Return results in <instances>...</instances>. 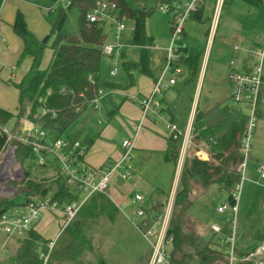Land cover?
Returning a JSON list of instances; mask_svg holds the SVG:
<instances>
[{
    "label": "trees",
    "instance_id": "obj_1",
    "mask_svg": "<svg viewBox=\"0 0 264 264\" xmlns=\"http://www.w3.org/2000/svg\"><path fill=\"white\" fill-rule=\"evenodd\" d=\"M97 1L99 0H52L47 12L50 33L46 42L36 37L28 27L24 14L18 11L13 28L24 41L22 58L29 56L32 63L23 79L15 83L20 92L18 114L15 115L0 107V126H6L10 120L15 119L13 132L16 133L24 119H31L46 130L53 140L67 137L70 145L77 140L81 141L83 127L69 135L66 134L67 130L90 109L93 101L100 95L101 89L112 90L116 86L104 81L100 76L102 61L108 55L104 51L108 35L104 25L88 20V14ZM108 1L116 3L120 17H130L135 23L132 38L128 42L121 39L124 45H136L141 49L138 59H129L125 53L122 54V63L127 75L133 80L134 73L139 72L157 81L165 67L167 53L164 50L160 52V64H157L155 39L147 30V22L152 11L132 9L127 0ZM162 1H168L170 6L173 5L171 0ZM242 1L254 6L264 4V0ZM59 2H64L65 6L58 7ZM198 12L194 15L197 16ZM48 49L52 51L51 58L44 66V57ZM200 57L201 51L181 46L175 63L188 67L194 75ZM44 110L46 112L42 114ZM248 119V115L235 107L232 99L228 103L221 102L207 112L196 113L193 124L194 137L198 140L211 137L215 141L211 147L213 158L201 159L195 155L187 157L183 165L168 228V237L173 238L171 250L173 261L191 264L196 257L194 264H213L224 258L223 248L216 247L215 239L206 241L197 234L186 231L184 225L188 211L195 201L196 187L204 190L217 184L227 193V200L235 204L234 192L242 179L241 145ZM95 139L96 136L91 133L85 135L81 145L86 148V152ZM13 144L17 146L16 156L24 168L25 186L21 194L25 195V200L17 202L15 198L0 197V213L18 205H25L32 197H51L52 201H57L61 206L80 200L78 193L72 191L67 178L60 172L56 158L49 157L50 166L40 165L47 167V171L39 170L33 164L35 153L32 146L17 140H14ZM7 145V135L0 131V156L7 149ZM180 149L181 138L170 136L166 158L177 162ZM126 181L128 182L122 178L116 185L119 184L118 186L125 188L130 194ZM111 184L113 179L109 187ZM105 193L95 192L83 203L74 219L60 233L58 239H61L62 247L51 250L47 264H52L50 260L52 257L60 259L71 256L76 259L84 250L91 248L92 242H89L88 231L99 218L116 220L118 208ZM155 208L163 211L164 206L161 204ZM223 227L225 235L232 234L227 222ZM17 239L21 245L14 258L16 264H44L41 252L49 251V243L52 240L44 238L35 229H31L24 238ZM151 253L152 250L147 257V264ZM100 264H105V261Z\"/></svg>",
    "mask_w": 264,
    "mask_h": 264
},
{
    "label": "crops",
    "instance_id": "obj_2",
    "mask_svg": "<svg viewBox=\"0 0 264 264\" xmlns=\"http://www.w3.org/2000/svg\"><path fill=\"white\" fill-rule=\"evenodd\" d=\"M206 1L197 16L193 15L185 22L183 36L180 40L182 47L201 51L197 69L192 75L188 67L181 65L184 70L181 75L177 76V82L170 85L164 91V94L160 96L164 118L149 117L142 121L141 101L152 91L156 81L150 76L139 72H135V78L131 80L126 73L119 79L114 78L106 81L116 86L112 90H106L99 101L100 105L94 106L95 108L93 107L87 117H92L97 112V125L92 128L83 123L77 128H84V136L88 133L96 136L94 143L86 154V161L94 168H100L107 163L120 160L124 154L123 140L136 136V146L132 160L133 177L129 180H132L131 182H126L130 188L132 198L133 185L150 189L151 192L155 193L156 197L149 202V205L143 204L147 208L153 205L154 209L158 210L155 207L161 204L165 208L169 198L175 197L180 182L183 168L180 171L178 161L174 162L166 158L168 139L170 138L168 125L173 123L179 128L186 129L189 126L193 128L198 111L207 112L221 102H230L233 92V84L229 79L230 61L236 60L234 68L238 71L249 70L257 62V59L251 55V50L264 44V4L254 6L242 0H233L228 3L226 12L223 11L220 14L218 23L215 26L213 24L215 4L214 7L207 9ZM44 2L45 0H0V107L15 115L18 114L20 109V92L15 83H19L28 72L32 58L29 56L22 58L24 41L14 31L13 24L18 11H21L30 30L38 39H44L50 33V24L47 17L49 7L44 5ZM225 4L226 2H224L223 7ZM206 9L209 10L207 12L209 15L213 11L212 16H209L207 20L204 19ZM112 27L115 28L114 25ZM254 30L257 31L255 35H253ZM156 45L159 44L156 43ZM236 45H239V48H236ZM123 46L125 45L122 43L116 47L114 54L118 48ZM160 52H163V50L156 48L155 60L157 64H160ZM118 71V68L112 70L111 75L118 76ZM172 73V70L169 71L168 76H171ZM104 99L108 101L109 110L106 106H104V109H100ZM27 107L29 110L30 106ZM12 120L15 123V119ZM26 120L31 119H24V122ZM23 123L20 125L19 130L22 128ZM121 131L124 133L122 141L119 137ZM196 140V148H191L195 150V154L199 152L204 155L203 159H212L211 147L215 141L211 137ZM261 161H264V83L257 108V127L251 156L246 164L244 188L249 183L263 184L264 181L258 172V165ZM122 171L123 168H120L112 178V192H117L118 195L121 193L116 184L118 180L122 179ZM215 186L218 185L213 184L204 190L196 187V192H194L195 201L188 213H192L193 205L196 202L201 203L206 197V193L215 189ZM222 191L224 190L222 189ZM136 193L146 195L139 191ZM124 200L126 201V199H123V202ZM222 202H225L223 196L220 198L218 206ZM126 204L130 207L128 201H126ZM131 205L134 206L135 211L139 206L133 200H131ZM200 211L199 208V213L196 215L199 223L197 229L193 232L206 241L213 238L217 244V236L212 229V225L221 224L224 226L226 222L225 215L222 218L219 217L221 222H218V219H215L214 212H210L211 215H209L205 211L203 213H200ZM215 212L219 213L218 207ZM47 213L48 220L52 218L53 223L59 224L60 231L61 220L58 223V217L54 220L55 215L49 211ZM49 226V222L46 224L41 220L33 229L44 238L53 240V237L56 238L59 233V231L57 233V227L56 231L54 230L49 235H45L41 231V229L47 230ZM263 238L254 242L253 247L264 241ZM7 240L11 242L13 237L5 234L4 241L7 242ZM241 246L238 248L239 251L250 250L244 248V245Z\"/></svg>",
    "mask_w": 264,
    "mask_h": 264
},
{
    "label": "built area",
    "instance_id": "obj_3",
    "mask_svg": "<svg viewBox=\"0 0 264 264\" xmlns=\"http://www.w3.org/2000/svg\"><path fill=\"white\" fill-rule=\"evenodd\" d=\"M206 0H188L185 4H176L168 6L167 9L174 12L172 22V37L168 44H159L155 48L162 49L167 53V60L164 70L155 82L152 91L141 101L142 121L152 118H164L162 114V104L160 96L168 89L170 85L177 82V76L183 73V67L175 63L180 50V40L184 32V24L203 6ZM225 0H215L213 24L218 23L219 12ZM161 9L166 10L163 6ZM125 18L120 17V10L116 3L108 0H99L88 14L89 22L111 24L115 26L114 41L105 44L104 51L108 55L114 54L116 47L120 46L122 34L125 29ZM239 48V45H236ZM251 55L257 59V62L246 71H238L234 68L235 59L230 61L229 79L233 84L231 99L235 107L241 110V106L248 108V124L242 139L241 152L243 162L240 165L242 179L237 184L234 198L235 204L228 200L218 206V212H227L228 217L225 221L228 223V229L231 235H225L224 227L221 224H213L212 229L218 235L220 245L223 248L224 258L218 261V264H264V241L259 242L255 247L244 253H240L236 247V223L239 202V192L245 179L246 164L251 156L254 134L257 127V108L260 100V94L264 83L263 79V62H264V44L253 48ZM172 70V75L168 72ZM106 93L105 89L100 90V95L93 101L95 107ZM46 110L42 114H45ZM170 136L176 139L181 138V149L178 159V166L183 167L188 152L194 143L193 128L189 126L185 130L180 129L177 125L170 123L168 125ZM0 131L7 135L8 147L6 153L3 171L7 164L11 163L12 158L16 156V144L14 140L28 143L32 146L35 153L33 160L35 165L50 166L49 157H54L59 163V170L67 178L73 192H84L86 195L82 200H76L71 204L61 206L57 201H52L51 197L39 198L32 197L25 205H18L9 210L0 213V231L10 237H24L33 229L41 220L43 213L49 211L61 215L62 222L60 231L74 219L83 203L95 192L105 193L114 176L123 168L121 178L130 180L133 177V152L136 144V136L123 140L122 145L124 154L122 158L113 163H107L100 168H94L86 161V148L77 140L70 145L69 138L60 137L56 140L50 138L48 132L42 129L32 120H26L22 128L14 133L7 126H0ZM3 153V154H4ZM196 156L203 159L204 155L196 152ZM83 157V158H82ZM258 172L264 181V161L258 165ZM16 174V173H15ZM264 184V182H263ZM133 202L139 204L136 208L135 215L139 222H134L135 227L142 237L149 243L152 253L149 264H181L172 260V237H168V228L174 207L175 197L169 198L163 211H158L151 207L144 206L145 198L142 194L136 193L132 198ZM133 221V220H132ZM55 241L49 243V251L41 252V257L45 262L48 261L51 250Z\"/></svg>",
    "mask_w": 264,
    "mask_h": 264
},
{
    "label": "rangeland",
    "instance_id": "obj_4",
    "mask_svg": "<svg viewBox=\"0 0 264 264\" xmlns=\"http://www.w3.org/2000/svg\"><path fill=\"white\" fill-rule=\"evenodd\" d=\"M187 1L188 0H171V3L173 5L180 3L185 4ZM229 2L231 1H226L224 7L222 5L223 8L221 7L220 9L219 18L220 14H222L223 11L226 12ZM44 3V5L49 7L52 4V0H45ZM127 3L132 9L151 10L152 13L147 22V30L149 34L154 37L156 43L163 44L165 42L164 44H168V41L173 34L172 22L175 17L174 12L167 9L170 2L162 0H127ZM206 4L207 9L210 7L212 8V6L214 7L215 0H207ZM61 5L65 6V3L59 2L57 4L58 7ZM161 6L166 8V10L161 9ZM207 9L205 10L206 14L204 18L206 20L209 18V16H212L213 12L211 11V14L209 15V13H207L209 10L207 11ZM124 23L125 29L123 31L122 38L124 42H128V40L132 38L135 23L134 20L130 17L125 18ZM104 29L108 35L107 44L112 43L114 41L116 31L115 28H113L109 23L105 24ZM256 33L257 31L254 30L253 35H255ZM140 50L141 49L139 46L126 44L125 46L118 48L114 55H106L101 65V78L104 81H110V79H119L120 77L124 76L126 74V71L122 63V54L125 53L126 57L129 59H138L140 56ZM51 53L52 51L50 49L46 51L43 63L44 66L48 64ZM116 68H118L119 70L118 76L114 77L113 75H111V72ZM104 106H106L109 110L110 106L108 104V101H105V99L101 103L100 109H104ZM93 107L94 104H92L90 109L80 116V118L67 130V135L73 134L74 131L83 123L87 127L89 126L92 128L97 125V112L94 113V116L87 118L93 110ZM241 110L246 115H249L250 113V110L243 105L241 106ZM105 116L107 117V114H105ZM13 126L14 120H10L7 124V127L12 132ZM84 137L85 136L82 134L81 141H83ZM119 137L122 141V139L124 138L123 131L119 133ZM193 140L194 143L192 148H196L195 137L193 138ZM5 155L6 153L0 156V197L8 199L15 198V201L23 202L25 200V195L21 194V191H23L25 186L23 183L24 168L17 158H12L11 163L6 165L7 167L5 168V172L2 173L5 160H10L5 159ZM195 155L196 154L194 149L189 150L188 157H193ZM34 167L39 170L47 171V167L35 164ZM182 168L179 167V170L181 171ZM131 181L128 180V182ZM245 181L246 180L244 179L243 186L239 192V207L237 211V223L235 228L237 249L241 245V247H243L244 245V248L252 249V247L255 245L254 242L264 237V185L255 182L252 184L249 183L244 188ZM118 185L117 187L120 190V195H118L117 192H112L111 187H109L105 193L116 204L118 208V214H116L115 216L116 220L113 221L106 217L99 218L96 224L88 231L89 242H92V245L90 246L91 248H87L86 250H84L76 259L71 258V256H66V258L60 259L52 257V259L50 258L52 264H100L103 260L105 261V264H147V257L151 252V247L135 227L134 222H139V218L135 215L134 206L131 205L132 195L128 194L125 188H121ZM214 188L215 189L209 191V193H206L207 195H205L206 197L201 201V203L196 202L193 205L191 209L192 213L187 214L184 225L186 231L192 233L197 229V224L199 222L196 215L197 213H199V208L201 209L200 213H203V211H205L209 213V215H211V213L214 212L216 217L215 219H218V222H221V218L223 215H225L224 218L228 217L227 212H224L223 214L215 212L218 207V203H220V198L223 196L224 201H226L227 196L226 193L222 191V189H220L218 186H215ZM132 191L133 195L137 191L145 193L146 195L144 196H146V205H149V202L156 197L155 193L151 192L150 189H145L138 185H133ZM78 195L80 196V200H82L86 194L81 191L78 192ZM123 199H126V201L129 202L130 207L126 204L125 200L123 202ZM47 214V212L43 213L42 220L46 224L47 222H49L50 226L47 230L41 229V231L43 232V234L49 235L52 234L57 227L56 230L58 233L59 224L56 225L55 223H53V219L51 217V219L48 220ZM52 214L55 215L54 220L58 217L59 220L57 222L59 223L60 220L62 222L61 215L56 213ZM59 236H55L56 238L53 237L52 241L56 242L53 248L54 250L62 247L60 243L61 239H58ZM216 236V241L218 242L216 247L221 249L222 247L219 244V237L217 234ZM4 237L5 234L0 231V264H16L14 258L16 256L18 248L21 245L20 240H18L17 237H13V240H11V242H8V240L6 242L4 241ZM22 238L24 237H21V239ZM190 251L193 252V250ZM196 260L197 259L195 257L194 260L191 261V264L196 263L194 262ZM218 261L213 264H218ZM47 262L44 261V264H47Z\"/></svg>",
    "mask_w": 264,
    "mask_h": 264
},
{
    "label": "water",
    "instance_id": "obj_5",
    "mask_svg": "<svg viewBox=\"0 0 264 264\" xmlns=\"http://www.w3.org/2000/svg\"><path fill=\"white\" fill-rule=\"evenodd\" d=\"M49 38V35L43 40V42H46Z\"/></svg>",
    "mask_w": 264,
    "mask_h": 264
}]
</instances>
